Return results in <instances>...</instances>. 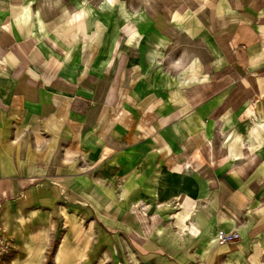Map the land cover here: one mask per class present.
Returning <instances> with one entry per match:
<instances>
[{
    "label": "rangeland",
    "instance_id": "374dc122",
    "mask_svg": "<svg viewBox=\"0 0 264 264\" xmlns=\"http://www.w3.org/2000/svg\"><path fill=\"white\" fill-rule=\"evenodd\" d=\"M193 1L199 5L173 13L165 0H0V41L3 46L35 33L44 13L52 18L45 21L50 31L56 23L70 22L75 26L72 34L80 17L90 18L86 47L100 54L98 66H110L124 46L142 43L144 64L151 71L138 72V79H157L158 90L172 93L167 104L175 106L181 84L170 63L199 53L203 58L209 44L206 10ZM133 9L139 11L138 19L131 18ZM25 10L28 19L20 18ZM69 13L79 16L56 19ZM200 70L206 69H190L187 76L197 79ZM26 98L36 94L11 85L0 71V123L5 124L0 125V159L12 150L14 161L33 183L0 200V264H182L199 254L211 255L221 245L219 231H208L212 203L201 201L198 211V204L190 210L177 197L162 198L159 181L164 173L149 142L120 134V152L99 176L89 158L114 142L111 134L104 135L108 129L113 133L109 124L65 115L61 123H53L50 115L27 111L31 106H26ZM253 137L262 143L264 131ZM234 168V175H225L227 183L251 188L264 200V148L244 149ZM239 258L237 264H251L244 254ZM261 259L264 262V255Z\"/></svg>",
    "mask_w": 264,
    "mask_h": 264
},
{
    "label": "crops",
    "instance_id": "0c3cea01",
    "mask_svg": "<svg viewBox=\"0 0 264 264\" xmlns=\"http://www.w3.org/2000/svg\"><path fill=\"white\" fill-rule=\"evenodd\" d=\"M165 1L173 13L199 5L193 0ZM197 1L206 10L204 33L209 44L203 58L199 53L170 63L181 84L178 105L167 104L172 93L158 90L157 79H138V72L151 71L144 64L142 43L124 46L110 66L100 68V54L93 55L90 45L86 47L92 27L87 17H80L72 34L75 26L70 22L56 23L50 31L45 21L52 18L44 13L35 33L3 46L0 41V71L11 85L36 94L26 98V106H31L27 111L36 116L50 115L53 123H61L65 115L109 124L113 133L108 129L104 135L111 134L114 142L89 158L96 174L101 176L105 165L117 158L120 134L149 142L164 173L159 181L163 199L177 197L190 210L198 204V211L201 201L212 203L214 218L208 231H240L237 242L218 245L211 255L199 254L182 264H237L243 254L251 264H264V200L251 188L230 186L225 178L234 175L244 149L264 148V138L260 143L253 137L264 131V0ZM136 11L134 20L140 15ZM27 13L21 12L20 18L28 19ZM77 16L69 13L56 19ZM195 68L206 70L190 79L188 72ZM30 180L14 161L12 150L0 159V200L19 194L33 184Z\"/></svg>",
    "mask_w": 264,
    "mask_h": 264
},
{
    "label": "built area",
    "instance_id": "2783aa9c",
    "mask_svg": "<svg viewBox=\"0 0 264 264\" xmlns=\"http://www.w3.org/2000/svg\"><path fill=\"white\" fill-rule=\"evenodd\" d=\"M240 238H241V234L238 229L231 231L221 230L218 233V242L221 245L235 243L238 240H240Z\"/></svg>",
    "mask_w": 264,
    "mask_h": 264
},
{
    "label": "bare ground",
    "instance_id": "6f19581e",
    "mask_svg": "<svg viewBox=\"0 0 264 264\" xmlns=\"http://www.w3.org/2000/svg\"><path fill=\"white\" fill-rule=\"evenodd\" d=\"M110 3H111V2H110ZM135 12H137V11H136V10H132V12H131L130 15H131V16L134 15ZM58 259H59V258H58ZM60 264H61V263H60Z\"/></svg>",
    "mask_w": 264,
    "mask_h": 264
}]
</instances>
